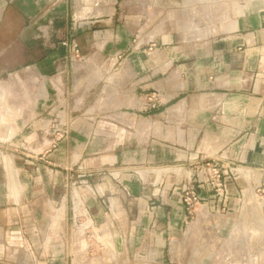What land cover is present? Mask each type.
I'll return each instance as SVG.
<instances>
[{
	"label": "crops",
	"instance_id": "obj_1",
	"mask_svg": "<svg viewBox=\"0 0 264 264\" xmlns=\"http://www.w3.org/2000/svg\"><path fill=\"white\" fill-rule=\"evenodd\" d=\"M0 143L72 249L82 221L131 264H264V0H0Z\"/></svg>",
	"mask_w": 264,
	"mask_h": 264
},
{
	"label": "rangeland",
	"instance_id": "obj_2",
	"mask_svg": "<svg viewBox=\"0 0 264 264\" xmlns=\"http://www.w3.org/2000/svg\"><path fill=\"white\" fill-rule=\"evenodd\" d=\"M64 135L65 132L61 136L55 132L54 138L59 137L60 139ZM0 144L5 148L7 147V143ZM23 150L22 147L17 148V151L23 152ZM18 160L16 164L24 166V162L34 161L35 159L21 158ZM0 163L7 166L11 163V159L7 161V158H0ZM4 176L6 179L7 174H4ZM13 177L12 187L10 183L7 184V180H9L7 178L4 188H0V264H131L133 262L136 256L135 252L133 255L129 254L130 252L127 251L128 248L125 245L124 249L129 253L122 250L119 254H113L107 239L105 241L101 237L94 236L92 232H88L87 225H84L85 223L82 221H77L76 224L80 227V232L84 230V233L88 234L89 237L86 235L85 241L87 243L79 244L78 247L73 248L75 249V252H73L72 238L68 237L66 233L63 235V232L58 230L60 225L58 217H49L47 214L41 213L47 207L42 202L46 201L48 195L52 197V189H47L49 184L45 181L41 183L37 176L29 178L23 173H17L15 176L13 174ZM72 182V177H65L64 191L69 195ZM34 193H38V195ZM200 203L196 204L195 207ZM195 207L191 208L192 214L185 212L188 221L195 219L196 214L200 213V210L196 211ZM65 208L72 220L73 213L77 217L76 220L84 219L83 206L80 203L74 205L70 196L69 203L67 206L65 204ZM223 212L226 213L227 210L224 209ZM71 227L72 223L69 225V228ZM119 227V230H123V223H119ZM10 235L15 238L16 244L12 246L14 248L12 249L15 250L14 259L12 260L11 258L9 260V254L6 251L9 246L7 236ZM62 243L64 245L63 249L61 247ZM67 244H70V246L68 247ZM145 250V247L142 248L139 255L145 256ZM122 258L124 260L128 259V262L125 261L124 263Z\"/></svg>",
	"mask_w": 264,
	"mask_h": 264
},
{
	"label": "built area",
	"instance_id": "obj_3",
	"mask_svg": "<svg viewBox=\"0 0 264 264\" xmlns=\"http://www.w3.org/2000/svg\"><path fill=\"white\" fill-rule=\"evenodd\" d=\"M65 44V43H64ZM63 44V45H64ZM68 47V53L70 55L71 59L77 58L80 54L79 48L75 43H70L67 45ZM155 94L151 95L148 100L149 102L155 101ZM60 133H57L59 135ZM61 136V135H60ZM208 167V171L210 174V184L215 187L217 190H223L224 188V182H223V175L225 177V174L223 171L217 167L215 164H211ZM182 203L184 205V210L188 214H192V207H195L196 204L200 202L199 197L196 195L195 191L193 189H182Z\"/></svg>",
	"mask_w": 264,
	"mask_h": 264
}]
</instances>
